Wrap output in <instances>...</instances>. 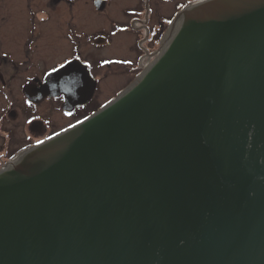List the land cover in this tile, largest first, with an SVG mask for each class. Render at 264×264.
<instances>
[{"label":"water","instance_id":"water-1","mask_svg":"<svg viewBox=\"0 0 264 264\" xmlns=\"http://www.w3.org/2000/svg\"><path fill=\"white\" fill-rule=\"evenodd\" d=\"M173 25L117 97L0 169V264H264V0ZM54 78L94 93L80 61Z\"/></svg>","mask_w":264,"mask_h":264},{"label":"flooded vegetation","instance_id":"flooded-vegetation-1","mask_svg":"<svg viewBox=\"0 0 264 264\" xmlns=\"http://www.w3.org/2000/svg\"><path fill=\"white\" fill-rule=\"evenodd\" d=\"M109 3L0 0V169L38 141L97 111L107 102L99 100L107 83L123 82L125 88L138 74L136 57H106L101 51L111 44L110 37L89 30L103 20L99 16ZM76 60L87 65L95 81L94 93L80 104L58 93L54 78Z\"/></svg>","mask_w":264,"mask_h":264},{"label":"rangeland","instance_id":"rangeland-1","mask_svg":"<svg viewBox=\"0 0 264 264\" xmlns=\"http://www.w3.org/2000/svg\"><path fill=\"white\" fill-rule=\"evenodd\" d=\"M194 1L110 0L107 12L99 16L103 20H99L96 29L91 24L89 30H97L110 37L111 44L101 54L106 57H136L140 68L150 62L147 55L162 48L163 43L169 39L173 29L170 24L179 8ZM124 85L123 82L107 83L99 92L101 104L114 98L124 89Z\"/></svg>","mask_w":264,"mask_h":264},{"label":"snow or ice","instance_id":"snow-or-ice-1","mask_svg":"<svg viewBox=\"0 0 264 264\" xmlns=\"http://www.w3.org/2000/svg\"><path fill=\"white\" fill-rule=\"evenodd\" d=\"M5 55H6V53H5ZM54 70H55V69H54ZM28 123H29V124H31V123H32V121H31V120H29V121H28ZM38 143H42V141H38Z\"/></svg>","mask_w":264,"mask_h":264},{"label":"bare ground","instance_id":"bare-ground-1","mask_svg":"<svg viewBox=\"0 0 264 264\" xmlns=\"http://www.w3.org/2000/svg\"><path fill=\"white\" fill-rule=\"evenodd\" d=\"M175 23H176V22H175ZM174 25H175V24H174ZM174 25H173V28H174ZM172 30H173V29H172ZM167 41H168V40H167ZM166 43H167V42H166ZM166 43H165V45H166ZM165 45H164V46H165ZM150 65H151V63H150V64H148L147 66H150Z\"/></svg>","mask_w":264,"mask_h":264},{"label":"trees","instance_id":"trees-1","mask_svg":"<svg viewBox=\"0 0 264 264\" xmlns=\"http://www.w3.org/2000/svg\"><path fill=\"white\" fill-rule=\"evenodd\" d=\"M196 1H198V0H195L194 2H196Z\"/></svg>","mask_w":264,"mask_h":264}]
</instances>
